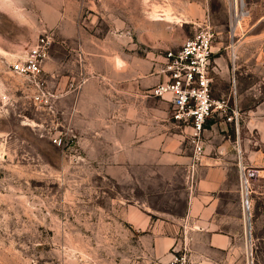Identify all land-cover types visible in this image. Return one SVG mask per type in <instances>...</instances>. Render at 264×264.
I'll list each match as a JSON object with an SVG mask.
<instances>
[{
  "label": "crops",
  "instance_id": "0c3cea01",
  "mask_svg": "<svg viewBox=\"0 0 264 264\" xmlns=\"http://www.w3.org/2000/svg\"><path fill=\"white\" fill-rule=\"evenodd\" d=\"M13 1L1 0L0 10L24 26L23 43H34L45 29L55 33L43 64L54 101L70 110L88 170L110 182L125 232L135 234L137 253H147L139 264L166 263L178 252L187 253L189 264H248L247 224L251 252L264 250V180L248 179V196L244 180L243 198L241 193V175L251 176L255 148H248L246 165L238 129L234 138L218 135L221 115L213 112L204 154L193 164L190 127L171 118L167 98L149 94L166 79L165 58L138 47L143 0H29L42 21L35 28L25 25L26 0ZM99 28L119 31H93ZM216 48L211 45V95L247 108L249 142L264 135V56L243 71L236 56L233 71L232 54ZM2 49L6 59L18 54Z\"/></svg>",
  "mask_w": 264,
  "mask_h": 264
},
{
  "label": "rangeland",
  "instance_id": "374dc122",
  "mask_svg": "<svg viewBox=\"0 0 264 264\" xmlns=\"http://www.w3.org/2000/svg\"><path fill=\"white\" fill-rule=\"evenodd\" d=\"M13 2L15 6L18 3ZM23 3L28 8L26 27L42 24L37 8L29 0ZM247 6L250 15L233 36L226 0H143L144 19L136 29L141 39L138 47L164 58L194 32L209 26L217 51L231 53L235 48L236 64L241 71L247 70L248 63L264 56V2L247 0ZM23 30L15 18L0 10V264H139L147 253H137L135 234L125 232L119 218L121 207L111 202L114 191L110 182L88 170L77 136L68 131L70 110L57 106L54 100L52 107L34 104L24 78L10 72L9 64L31 45L23 43ZM93 31L112 34L119 29ZM6 46L18 53L15 58H4L2 47ZM62 62L70 64L68 59ZM46 73L48 87L54 92ZM246 85L245 79L243 87ZM228 106L226 115L214 114L222 121L216 133L234 138L238 129L241 158L253 170L251 176H241L243 198L244 180L246 191L248 179L251 183L264 180V135L250 136L248 142L243 128L247 108L236 107L235 127L226 119L232 109ZM55 138H61L62 143L58 145ZM249 147L255 148L250 163ZM247 229L248 264L251 253L255 264H264V250L251 252Z\"/></svg>",
  "mask_w": 264,
  "mask_h": 264
},
{
  "label": "built area",
  "instance_id": "2783aa9c",
  "mask_svg": "<svg viewBox=\"0 0 264 264\" xmlns=\"http://www.w3.org/2000/svg\"><path fill=\"white\" fill-rule=\"evenodd\" d=\"M262 1L264 2V0ZM226 3L231 31L233 19L238 17L242 21L250 15V8L247 6V0H226ZM261 20H264V12L261 15ZM237 30L238 28L234 27L232 34L236 35ZM213 36L212 29L205 26L187 38L179 49L168 51L164 57L166 62L163 68L166 79L149 90V94L152 96L168 99L170 116L179 126L190 127L189 141L192 146L193 164L197 163L204 154V131L207 119L213 112L226 115V109L229 108V103L226 100H214L211 95L210 54ZM55 41L54 32L45 29L22 56L9 64L10 72L24 78L32 91L33 103L41 108L46 105L52 107L53 100H55V94L49 89L43 70V64L49 58L51 46ZM234 59L235 57L232 56L233 71L235 69ZM75 84L78 85V83ZM238 114V110L233 104L230 115L226 119L233 122L235 127L238 126ZM68 131L74 135L71 127ZM65 134L67 133L65 132ZM54 140L58 145L62 143L61 138ZM242 210L244 216L243 205ZM250 260L252 264V253ZM189 262L186 252H178L166 263L153 262L151 264H189Z\"/></svg>",
  "mask_w": 264,
  "mask_h": 264
},
{
  "label": "bare ground",
  "instance_id": "6f19581e",
  "mask_svg": "<svg viewBox=\"0 0 264 264\" xmlns=\"http://www.w3.org/2000/svg\"><path fill=\"white\" fill-rule=\"evenodd\" d=\"M237 22H238V23H237ZM240 25H241L240 18L237 17V18L233 19V21H232V29H234V27L239 28ZM232 29H231V30H232ZM231 32H232V31H230V34H231ZM233 36H235V35H233ZM234 49H235V48L232 47V51H231V52H232V56H233V57H236V55H235V53H234ZM241 176L244 177V175H241ZM248 205H249V204H248ZM249 220H250V219H248V222H249ZM247 228H248V229H247V230H248V234L250 235V233H249V224H248Z\"/></svg>",
  "mask_w": 264,
  "mask_h": 264
}]
</instances>
